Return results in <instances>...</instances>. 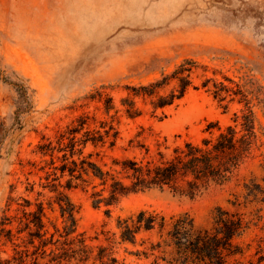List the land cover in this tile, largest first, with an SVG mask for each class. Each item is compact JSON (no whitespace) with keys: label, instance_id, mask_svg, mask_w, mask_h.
Segmentation results:
<instances>
[{"label":"rangeland","instance_id":"1","mask_svg":"<svg viewBox=\"0 0 264 264\" xmlns=\"http://www.w3.org/2000/svg\"><path fill=\"white\" fill-rule=\"evenodd\" d=\"M185 60L197 65L191 76L194 88L176 105L152 114L148 102L137 100L142 115L133 120L123 115L120 99L126 86L158 80ZM0 69L24 85L29 101L18 112L16 90L0 79V223L9 197L43 202L49 233L53 226L61 232L64 223L55 195L40 187L43 174L31 166L40 161L36 147L43 138L54 141L81 114L105 119L102 104L90 100L92 94L104 91L120 111L115 146L85 151L108 170L112 159L141 158L140 145L169 154L208 137L211 123L220 128L233 124L243 105L237 99L217 102L212 83L202 87L205 80L229 78L254 92L259 149L232 182L194 197L168 189L132 193L112 207H93L91 188L66 192L75 206L77 234L91 257L107 246L117 264H167L153 255H134L159 242L165 231L142 233L131 245L120 242L118 221L147 211L164 216L168 226L172 218L188 214L196 227L207 228L218 207L237 209L251 220L237 242L249 246L241 261L254 254L264 239V202L247 204L243 184L253 180L264 190V0H0ZM32 187L33 192L27 191ZM16 208L13 204L8 214ZM54 239L63 240L58 234ZM0 250L3 257L12 254L10 243L0 241ZM46 263L48 258L40 264Z\"/></svg>","mask_w":264,"mask_h":264},{"label":"trees","instance_id":"2","mask_svg":"<svg viewBox=\"0 0 264 264\" xmlns=\"http://www.w3.org/2000/svg\"><path fill=\"white\" fill-rule=\"evenodd\" d=\"M196 69L194 61L185 60L158 80L146 85L126 86L127 94L120 99L123 115L130 120L142 115V110L136 106L137 100L148 102L152 114L176 105L190 88H194L191 76ZM0 79L16 90L20 100L18 112L22 108L25 110L29 101L24 85L10 80L1 69ZM224 81L229 84L207 79L202 87L206 88L211 82L212 96L217 102L237 99L243 105L240 113L234 115L233 124L220 128L217 123H211L206 128L208 137L199 143L186 142L173 148L169 154L159 149L151 152L148 147L140 145L144 151L141 158L112 159L108 170L92 159V152L85 151L88 147L115 146L119 135L116 125L120 111L113 98L104 91L98 90L92 94L90 100L102 104L105 119L98 121L89 114L79 115L54 141L43 138L39 142L35 153L40 161L31 164L35 172L43 174L39 177L40 181H44L40 183L42 190L55 195V203L64 223L62 231L53 226L54 233H49L43 202L33 204L26 199L20 202L9 197L0 223V241H3V245L11 244L12 254L3 257L5 252L0 250V264H40L45 258L50 264H88L90 261V264L118 263L107 246L98 247L97 254L91 257L92 251L76 231L75 206L66 193L69 190L88 192L91 188L89 197L93 207H112L122 197L132 193L168 189L194 197L212 186L232 182L242 166L254 158L260 138L253 112L254 92L244 90L229 78H224ZM171 85L172 88L166 92ZM27 191L33 192L34 187ZM243 191L247 204L264 202V190L253 180L243 184ZM37 195L41 196V193ZM13 204L17 205L15 214L9 215ZM117 226L120 242L131 245H136L142 233L165 231L159 242L136 251V256L147 258L153 255L156 260L161 259L167 264H264V239L259 240L254 254L246 263L241 261L249 246L244 248L237 241L252 224L237 209L216 208L211 225L207 228L196 227L188 214L172 218L167 226L164 216L147 211L119 220ZM55 234L63 240H55Z\"/></svg>","mask_w":264,"mask_h":264}]
</instances>
